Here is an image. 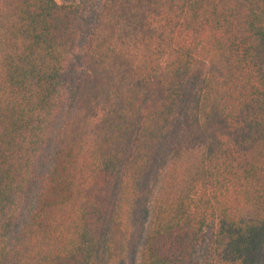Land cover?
Segmentation results:
<instances>
[{"label": "trees", "instance_id": "16d2710c", "mask_svg": "<svg viewBox=\"0 0 264 264\" xmlns=\"http://www.w3.org/2000/svg\"><path fill=\"white\" fill-rule=\"evenodd\" d=\"M207 229L264 264V0H0V264H198Z\"/></svg>", "mask_w": 264, "mask_h": 264}, {"label": "rangeland", "instance_id": "374dc122", "mask_svg": "<svg viewBox=\"0 0 264 264\" xmlns=\"http://www.w3.org/2000/svg\"><path fill=\"white\" fill-rule=\"evenodd\" d=\"M58 5H70L74 3V0H55ZM100 5H97V9H99ZM212 240V231L207 229L203 235V238L197 248L196 252V260L198 264H210L211 261V251L210 245Z\"/></svg>", "mask_w": 264, "mask_h": 264}]
</instances>
